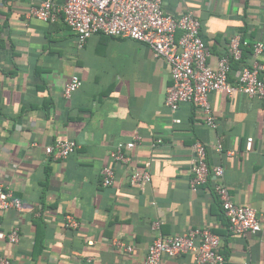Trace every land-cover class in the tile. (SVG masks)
<instances>
[{
    "label": "crops",
    "instance_id": "crops-1",
    "mask_svg": "<svg viewBox=\"0 0 264 264\" xmlns=\"http://www.w3.org/2000/svg\"><path fill=\"white\" fill-rule=\"evenodd\" d=\"M41 1L0 0V186L22 200L21 211L0 210V231L20 232L16 243L0 238V256L11 264H146L159 234L208 227L222 237L226 264H264V100L211 92V127L192 103L176 110L165 105L169 64L148 45L102 34L80 45L62 18L49 23L29 15ZM162 1L167 12L192 10L199 17L213 68L228 54L233 35L249 42L232 61L231 81L256 58L251 45L264 42V0ZM73 75L82 85L66 97ZM136 133L141 143L125 149L130 163L114 162L117 144ZM156 138L163 141L153 147ZM58 139L75 140L77 150L53 158L45 149ZM197 141L206 145L211 166L225 167L233 200L257 210L260 231L231 233L213 181L191 187ZM147 162L151 182L142 190L129 174ZM105 166L115 171L109 186L103 184ZM67 215L80 222L77 229L64 226ZM115 238L133 251L115 248ZM160 264L198 263L184 253L164 256Z\"/></svg>",
    "mask_w": 264,
    "mask_h": 264
},
{
    "label": "built area",
    "instance_id": "built-area-1",
    "mask_svg": "<svg viewBox=\"0 0 264 264\" xmlns=\"http://www.w3.org/2000/svg\"><path fill=\"white\" fill-rule=\"evenodd\" d=\"M29 15L49 23L62 18L76 32L80 45L93 34L132 39L148 45L156 57L165 58L169 64L172 83L166 89L165 105L176 110L184 102L192 103L206 114V123L211 127H216L209 102L211 92L228 96L242 94L264 100V58H257L264 52V42L258 40L251 45L256 58L250 65L242 66L237 79L231 81L229 73L232 61L242 58L249 42L240 34L233 35L228 54L221 57L217 67L213 68L208 62L210 51L201 34V21L192 10L177 16L165 11L162 0H66L62 4L55 0H42L38 6L31 7ZM81 85L80 77L73 75L65 85L64 95L70 97ZM141 140L142 137L136 133L133 140L118 143L110 154L113 161L126 167L132 158L125 149H133ZM162 141L156 138L152 146L156 147ZM252 143L253 138L249 137L247 149H251ZM217 147L221 150L220 144ZM77 148L75 140L58 139L45 150L55 159H66ZM193 153L191 187L196 189L213 181L214 193L220 201L231 233L244 236L260 231L262 224L257 210L233 200L224 181L225 167L209 164L207 147L200 141L193 144ZM102 175L105 186L114 182L115 171L111 166H105ZM129 181L144 190L151 182L149 162L142 171L133 169ZM9 209L21 211L22 200L15 197L11 189L0 186V210ZM79 224L72 215H67L64 221L68 229H77ZM159 226L160 221H153V230H158ZM0 238L18 242L19 228L15 227L7 234L0 231ZM221 241L222 237L208 227L171 236L159 234L148 248L145 263L160 264L164 256L191 253L198 264H226V258L220 252ZM112 245L126 253L134 248L118 238L113 239ZM0 264H11V261L8 257L0 256Z\"/></svg>",
    "mask_w": 264,
    "mask_h": 264
}]
</instances>
